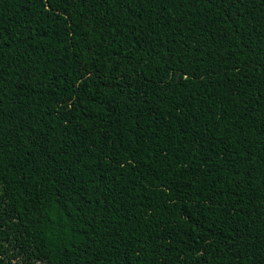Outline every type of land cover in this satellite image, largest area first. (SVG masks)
Wrapping results in <instances>:
<instances>
[{
	"label": "trees",
	"instance_id": "obj_1",
	"mask_svg": "<svg viewBox=\"0 0 264 264\" xmlns=\"http://www.w3.org/2000/svg\"><path fill=\"white\" fill-rule=\"evenodd\" d=\"M0 264H264V0H0Z\"/></svg>",
	"mask_w": 264,
	"mask_h": 264
}]
</instances>
